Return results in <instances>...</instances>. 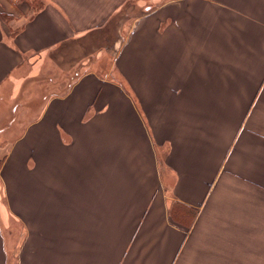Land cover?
<instances>
[{"label":"crops","instance_id":"0c3cea01","mask_svg":"<svg viewBox=\"0 0 264 264\" xmlns=\"http://www.w3.org/2000/svg\"><path fill=\"white\" fill-rule=\"evenodd\" d=\"M144 3L0 0V264H264V0Z\"/></svg>","mask_w":264,"mask_h":264},{"label":"rangeland","instance_id":"374dc122","mask_svg":"<svg viewBox=\"0 0 264 264\" xmlns=\"http://www.w3.org/2000/svg\"><path fill=\"white\" fill-rule=\"evenodd\" d=\"M159 1L160 0H145L144 5L151 2L153 4L158 3ZM35 4L37 5L38 2H35ZM1 15H3V13H1ZM125 23L128 22L127 21L124 22V24L121 26V32L123 34L129 28V24H125ZM121 24H119V21L112 22L110 25L111 27L108 28L106 32H104V35L102 34L103 37L99 36L98 40L96 41V44L88 47L87 51L94 53L96 59L97 57L101 58V61L99 60L97 64L109 63L111 61L113 55L112 53H110L111 51H108L107 49H109V47L113 45V44L111 45L110 43L114 42L115 38L118 39L120 37L119 26ZM102 43L105 44L108 48L106 47L107 49L106 48L103 49L104 47L103 48L101 47ZM67 49L68 51L66 50L65 53L63 52L61 54L60 53L57 54L56 62L43 61L37 64V66L32 67L33 69L32 68L27 69L24 75L25 84L22 91L27 90L26 93L28 94L33 93L32 96H34L33 98L35 102H37L35 103V106L37 107L40 106L39 104L43 101L42 97L44 94L49 95L51 90L59 92V90L63 89L66 86L67 82L71 81L72 76L75 75V71L77 67L81 65L82 61H84V59H90L89 57L90 53L85 51L84 48L82 50H79L78 53L76 50L72 48H67ZM32 80H36V81H32ZM37 92H40L41 94H38ZM3 105L9 107L10 104L8 105V103H5ZM4 217H6V215L0 213V227L1 224L2 227H5L6 220ZM8 220L10 224H13V227L15 229L14 224H16V216L8 215Z\"/></svg>","mask_w":264,"mask_h":264},{"label":"trees","instance_id":"16d2710c","mask_svg":"<svg viewBox=\"0 0 264 264\" xmlns=\"http://www.w3.org/2000/svg\"><path fill=\"white\" fill-rule=\"evenodd\" d=\"M0 165H1V162H0Z\"/></svg>","mask_w":264,"mask_h":264}]
</instances>
